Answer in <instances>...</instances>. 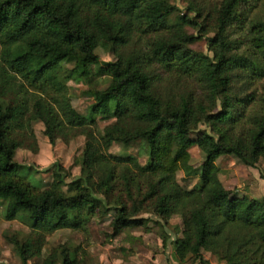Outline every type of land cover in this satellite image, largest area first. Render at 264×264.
Returning <instances> with one entry per match:
<instances>
[{
    "label": "trees",
    "instance_id": "trees-1",
    "mask_svg": "<svg viewBox=\"0 0 264 264\" xmlns=\"http://www.w3.org/2000/svg\"><path fill=\"white\" fill-rule=\"evenodd\" d=\"M186 8L191 15L172 23L170 0H0V204L6 220H25L32 230L11 238L19 264L41 254L47 234L81 228L99 207L112 211L113 234L140 225L143 212L164 224L180 215V261L209 251L225 264H264V198L232 194L216 165L222 155L248 167L264 157V0H220L214 10L188 0ZM203 36L206 53L191 48ZM101 39L114 60L95 53ZM172 71L192 75L198 87L168 85ZM102 76L110 83L89 88L94 101L79 113L68 81ZM239 79L263 80L262 91L242 95ZM252 103L247 127L235 134L232 124ZM108 119L99 135L98 122ZM36 122L52 146L84 138L77 176L67 180L58 161L45 170L52 179L43 188L19 174L16 150L38 151ZM198 123L203 160L186 188L176 173L189 166ZM133 142L146 147L145 165L108 149ZM42 264L80 262L76 248L63 245Z\"/></svg>",
    "mask_w": 264,
    "mask_h": 264
},
{
    "label": "rangeland",
    "instance_id": "rangeland-1",
    "mask_svg": "<svg viewBox=\"0 0 264 264\" xmlns=\"http://www.w3.org/2000/svg\"><path fill=\"white\" fill-rule=\"evenodd\" d=\"M176 10L170 16V22H175L179 15H191L187 10L188 0H170ZM204 7L214 10L220 0H193ZM188 33H195L191 27H186ZM213 32L207 29L205 36H211ZM205 36L191 45V48L206 53ZM95 53L102 61H112L115 55L110 42L101 39ZM68 67H71L69 64ZM258 80L253 83H242L239 79L236 87H239L242 95L248 91L256 94L262 91L261 83ZM167 84L178 85L179 83L190 88H197L198 81L192 75L183 76L178 71H172ZM110 83L109 76L92 78L89 82L68 81L69 94L73 107L81 114L87 112V108L94 99L89 88L103 89ZM244 91V92H243ZM237 107L240 113L245 103ZM255 103L247 106L245 116H239L232 125L234 133L243 132L247 115L253 110ZM244 109V108H243ZM243 115V114H242ZM113 121V119L100 120L97 124V131L102 135V128ZM35 138L38 142V151L32 153L25 148L16 150L15 158L22 165L19 174L24 176L27 182L43 188L51 182V172L45 171L54 161H58L68 171L67 180L79 174V166L74 165L75 157L80 156L83 148L84 138L78 136L68 144L57 140L52 146L48 143L43 134V125L36 122L32 126ZM205 125L198 123L191 132L190 138L194 144L190 147L189 166L178 170L176 173L178 182L186 188H191L197 182L195 173L203 160V155L197 145V141L203 135ZM110 152L116 154H130L138 158L142 165L147 160L146 147L142 142H133L127 146L112 143ZM219 168V178L222 185L237 196H248L251 198H264V157H261L254 167L243 165L232 155H222L216 160ZM2 204H0V264H19V257L14 249L11 238L23 239L31 234V227L28 222L22 219L6 220L2 215ZM112 211L104 212L99 207L93 215H85L84 224L78 229H58L45 236V243L41 254L29 260L30 264H42L43 258L52 248L66 246L70 249L76 248V258L80 264H225L209 251H202V259L194 260L188 256L179 260L176 250L180 246L182 220L180 215H173L167 224H164L157 217L150 213L143 212V222L134 227L126 228L119 234H113L110 227Z\"/></svg>",
    "mask_w": 264,
    "mask_h": 264
}]
</instances>
